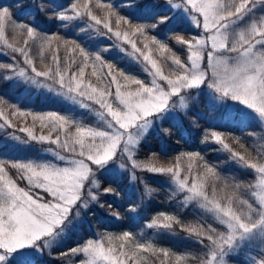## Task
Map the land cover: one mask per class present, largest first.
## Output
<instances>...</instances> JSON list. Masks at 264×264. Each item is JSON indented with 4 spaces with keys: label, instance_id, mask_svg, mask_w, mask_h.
<instances>
[{
    "label": "snow or ice",
    "instance_id": "obj_1",
    "mask_svg": "<svg viewBox=\"0 0 264 264\" xmlns=\"http://www.w3.org/2000/svg\"><path fill=\"white\" fill-rule=\"evenodd\" d=\"M90 2L85 0L81 4L80 0H74L70 4L73 15H68V9H65L53 12L52 17L60 21L87 17L94 25L102 24L108 33L131 45L133 53H138L136 59L142 57L146 62L144 71L150 81L146 83L119 70L114 73L113 64L106 63L101 53L91 54L75 41L71 42V51H78L81 57L77 71L71 70L76 64L74 59L62 69L55 52L51 57L55 67L38 70L25 47H16L4 40L13 53L23 57L36 78L54 80L59 86L57 91L82 108L98 105V115L107 127H88L55 112L46 115L19 112L20 116L31 115L33 122V127H22L20 132L26 133L33 141L55 144L62 152L70 153L71 157L49 149L57 161L65 162L63 166L54 162H12L11 168L20 173L15 179L0 164V264H7L9 257L21 250L34 248L42 252L48 248L49 241L71 223L74 209L78 216L79 206L87 208L89 199L99 201L100 183L96 173L118 160L121 154L127 155L132 169L141 167L134 157L143 134L172 109L187 108L188 90L206 87L216 99L236 101L264 120V0H186L184 10L200 31L188 39L176 37L177 43L186 47L187 57L183 61L166 43L155 35H148L168 17L155 24H132L128 17L117 15L111 5H105L109 9L108 17L116 15L117 29L122 21L132 29L131 32L114 31L108 17L102 21L93 13ZM129 6L136 5L130 3ZM44 10L41 7V11ZM6 18H11L10 8L0 7V39H4ZM20 27L26 30L29 39L40 40L42 52L52 40L62 39L55 35L38 34L31 25ZM136 36L143 37V48L132 39ZM28 43L29 40L24 41L26 46ZM63 43L69 42L64 40ZM155 53L164 61L170 59L175 69L166 74L162 62L154 57ZM12 60H16L15 55ZM97 62L99 68L96 67ZM90 66L91 76L98 81L110 77L106 85L97 86L85 80V70ZM14 67V63L0 64L2 69ZM104 67L108 69L106 73L102 71ZM18 75L24 76L25 70L21 69ZM118 77L135 85V89L124 90L127 84L121 85ZM31 82L40 83L38 79ZM112 85H115L114 91ZM16 114L15 111L12 113L13 116ZM0 117L8 127L13 126L2 107ZM37 121L41 127L51 126V131H57L56 138L53 140L51 133L37 136L34 132ZM164 131L167 134L168 130ZM212 136L229 153V160L254 171L252 181L243 183L222 176L217 165L210 164L199 153L186 155L189 161L202 162V170L193 171L192 163L184 174L179 163L175 168L158 167L154 163L144 168L153 174L168 175L175 186L174 195L183 194L185 202L197 203L224 226L223 231L203 224L186 229L207 250L206 258H192L196 264H228L225 257L254 247L259 248L261 258L258 262L249 260L247 264H264V157L253 159L226 143L222 134L212 133ZM236 143L244 148L239 140ZM132 178L136 179L134 173ZM18 180L26 181V185L20 186ZM218 183L221 185L219 190ZM92 188L97 191L94 193ZM242 188L247 191H241ZM103 192L115 193V189L104 187ZM115 215L118 218V214ZM173 222L180 223L174 215L160 213L148 227L171 229ZM106 239L107 245L104 237L89 239L62 255L82 254L86 259L81 264H146L144 253L155 255L160 252L168 264H185L184 255L157 249L152 243H132L133 234L127 231ZM114 240L121 241L118 247L113 244Z\"/></svg>",
    "mask_w": 264,
    "mask_h": 264
},
{
    "label": "trees",
    "instance_id": "obj_2",
    "mask_svg": "<svg viewBox=\"0 0 264 264\" xmlns=\"http://www.w3.org/2000/svg\"><path fill=\"white\" fill-rule=\"evenodd\" d=\"M72 2L74 0H0V7H9L11 11V18H6L4 22V39H0V64H15L14 69L0 68V107L13 125L8 127L0 117V125H3L0 127V164L5 166L8 174L14 179L20 173L11 168L12 162L60 164L53 152L45 150L47 146H52V143L33 141L26 133L19 131L22 127H33L32 116H20V111L41 115L55 112L93 128L104 129L107 125L98 115L100 111L98 105L82 108L79 103L57 91L59 86L54 80L36 78L23 57L13 53L4 40L16 47H25L38 70L55 67L51 61L55 52L59 56L62 69L74 59L76 64L72 65L71 70L77 71L81 57L78 51H71L73 48L71 42L75 41L91 54L101 53L106 63L113 64L114 73L119 70L146 83L150 81V77L144 71L146 62L142 57L136 59L138 53H133L131 45L108 33L102 24L94 25V22L87 17L67 21L52 17L53 12L65 9H68V15H73L70 10ZM175 2L186 6V0H91L89 6L102 21L109 13L105 5H111L117 15L128 17L132 24H155L160 19L168 17L166 22L158 24L148 35H155L166 43L183 61L187 57L186 47L178 44L176 37L183 36L188 39L200 29L172 5ZM80 3H85V0H80ZM130 3L136 6L130 7ZM41 7L45 10L41 11ZM108 18L114 31H132L123 21L117 29L116 15ZM24 24L33 26L38 34L55 35L62 39L52 40L42 52L40 40L29 39L26 30L20 27ZM132 39L137 41L138 47L143 48V37L136 36ZM25 40H29L27 46L24 44ZM64 40L69 43L64 44ZM13 55L16 56L15 61L12 60ZM165 55L170 54L165 53ZM154 57L162 62L166 74L175 69L176 66L170 59L164 61L158 53H155ZM89 63L91 65L92 61L90 60ZM96 67L99 68V62ZM21 69L25 70L24 76L18 75ZM91 71V66L85 70L86 81L90 80L97 86L107 84L110 77L98 81L96 77L91 76ZM102 71L106 73L108 69L104 67ZM31 79H38L40 83L34 84ZM119 79L121 85L127 84L124 90L135 89V85L125 82L123 78ZM112 90H115V85H112ZM186 99L187 108L172 109L165 118L156 120L143 134L134 157L141 167L132 169L127 155L121 154L118 160L96 173V179L100 183L98 202L89 199L87 208L78 207V216L74 209L70 218L71 223L49 241L48 248L42 252L34 248L21 250L12 254L7 264H81V261L86 259L82 254L62 255V253L89 239L104 237L107 245L108 236H119L125 231L133 234L132 243H152L157 249H167L170 253L184 255L185 264H196L193 257L206 258L207 250L186 229L203 224L205 227L212 225L223 231L224 226L197 203L185 202L183 194L174 195L175 186L168 175L153 174L146 171L144 166L154 163L158 167L175 168L179 163L184 174L189 163H192L193 171L202 170V162L189 161L186 155L199 153L210 164L217 165L222 176L248 183L253 180L254 171L242 168L229 160V153L214 140L212 133L222 134L225 142L236 151L246 156L250 155L253 159H259L264 157V127L256 118L245 114L239 106H231L234 101L218 100L206 87L201 90H188ZM14 111L17 112L15 116L12 115ZM165 129L168 130L167 134ZM34 130L41 134L51 133L52 138H56L58 134L57 131H51V126L41 127L39 121L35 123ZM71 131L74 132L75 128L72 127ZM236 140L243 143L244 148H241ZM53 147L56 152L63 153L57 147ZM133 173L136 179L132 178ZM17 182L22 187L26 185L24 180ZM109 186L115 189V193L103 192V188ZM220 187L218 183L217 189L219 190ZM92 191L95 193L97 189L92 188ZM241 191L247 190L242 188ZM160 213L174 215L180 223L173 222L171 229L149 228L148 224ZM115 214H118V218ZM120 243L119 240L113 241L117 247ZM144 255L147 257L146 264H162V262L168 264L160 252L155 255L151 253ZM260 258L259 248L254 247L244 249L237 255L225 257V260L228 264H247L249 260L258 262ZM174 259L173 256L172 260Z\"/></svg>",
    "mask_w": 264,
    "mask_h": 264
},
{
    "label": "rangeland",
    "instance_id": "obj_3",
    "mask_svg": "<svg viewBox=\"0 0 264 264\" xmlns=\"http://www.w3.org/2000/svg\"><path fill=\"white\" fill-rule=\"evenodd\" d=\"M172 5H179L180 7H176V9H179L181 12H183L182 14L194 25L195 24V21L191 18V16H189L188 15V13L187 12H185V7L186 6H184V5H182L181 3H178V2H175L174 4H172ZM31 80H33V79H31ZM163 83V82H162ZM231 106H234V107H237V106H239L242 110H244V112H245V114H247L248 116H250L251 115V117H254V118H256L260 123H261V125H263V127H264V120H261L259 117H258V114H256L253 110H250V109H247L245 106H243V105H241V104H239L238 102H236V101H234L233 103H231ZM34 132H35V134L37 135V136H40V135H45V136H47L48 134H41V133H37L35 130H34ZM52 138V137H51ZM53 140L55 139V138H52ZM40 142V141H39ZM44 143H46V144H51L50 142H44ZM53 146H55L56 147V145L55 144H52V146H47L48 148H45V150H48V152H52V151H49V149H54V147ZM60 154H62V155H65V152H63V153H61V152H59ZM49 154H51V153H49ZM65 156H68V157H71V155H70V153H67V155H65ZM60 162V164H61V166H63L64 164H65V162H63V161H59Z\"/></svg>",
    "mask_w": 264,
    "mask_h": 264
}]
</instances>
